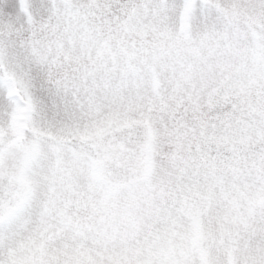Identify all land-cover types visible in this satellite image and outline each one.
Masks as SVG:
<instances>
[{
	"label": "snow or ice",
	"instance_id": "obj_1",
	"mask_svg": "<svg viewBox=\"0 0 264 264\" xmlns=\"http://www.w3.org/2000/svg\"><path fill=\"white\" fill-rule=\"evenodd\" d=\"M0 264H264V0H0Z\"/></svg>",
	"mask_w": 264,
	"mask_h": 264
}]
</instances>
